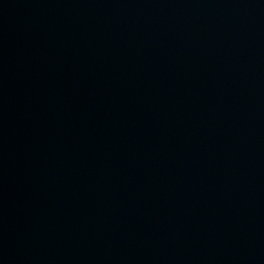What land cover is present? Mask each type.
Wrapping results in <instances>:
<instances>
[{
    "label": "water",
    "instance_id": "water-1",
    "mask_svg": "<svg viewBox=\"0 0 264 264\" xmlns=\"http://www.w3.org/2000/svg\"><path fill=\"white\" fill-rule=\"evenodd\" d=\"M0 264H264V0H0Z\"/></svg>",
    "mask_w": 264,
    "mask_h": 264
}]
</instances>
